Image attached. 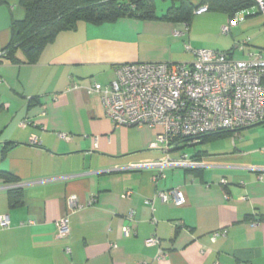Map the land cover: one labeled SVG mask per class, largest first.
I'll list each match as a JSON object with an SVG mask.
<instances>
[{
    "label": "crops",
    "instance_id": "1",
    "mask_svg": "<svg viewBox=\"0 0 264 264\" xmlns=\"http://www.w3.org/2000/svg\"><path fill=\"white\" fill-rule=\"evenodd\" d=\"M189 1L199 7L204 0ZM154 3L158 16L172 5ZM25 17L21 0H0V54L12 22ZM233 19L237 24L216 47L235 59L264 58V13L255 5L234 18L195 14L190 25L129 18L81 23L59 34L37 63L0 64V174L19 181L7 184L0 175V217L10 219L8 228L0 226V264H264V124L191 143L188 155L201 166L167 169L155 181L163 153L150 145L162 129L114 128L100 97L84 90L110 84L123 64L191 62L187 45L207 47L195 32L223 33ZM23 121L31 124L22 128ZM11 189L22 191L19 206L10 204ZM170 189H180L186 204L158 197ZM72 196L80 206L75 212ZM65 216L71 232L60 239L56 223ZM151 237L160 245L147 246Z\"/></svg>",
    "mask_w": 264,
    "mask_h": 264
},
{
    "label": "built area",
    "instance_id": "2",
    "mask_svg": "<svg viewBox=\"0 0 264 264\" xmlns=\"http://www.w3.org/2000/svg\"><path fill=\"white\" fill-rule=\"evenodd\" d=\"M256 3L264 13V0H256ZM207 11L208 7L204 6L195 14ZM237 22L233 19L223 28V33L229 34ZM186 48L193 58L191 62L123 64L117 68L116 78L110 84L96 83L93 88L84 89L89 95L100 97L106 117L114 128L148 125L162 129L150 145L151 149L163 153L157 164L155 181L164 178L167 169L201 166L186 153L172 158L171 152L179 150L182 140L192 139L191 144L202 135L236 132L264 124V58L261 53H249L240 60L228 52L194 49L189 45ZM75 87L81 89L78 85ZM30 124L23 121L21 127ZM59 137L66 141L73 139L65 133H60ZM32 144L39 145V140L33 138ZM129 196L131 193L125 197ZM158 197L175 206L186 204L180 189L159 192ZM68 205L70 212L80 208L75 196L68 199ZM0 226L3 229L10 226L8 216L0 217ZM56 226L60 239L70 235L69 216L60 219ZM131 233L130 226L124 227L126 237ZM225 235L226 231H218L212 238L217 240ZM145 243L147 246L160 245L156 237ZM66 251L71 253L70 248ZM164 257L161 251L159 259Z\"/></svg>",
    "mask_w": 264,
    "mask_h": 264
},
{
    "label": "trees",
    "instance_id": "3",
    "mask_svg": "<svg viewBox=\"0 0 264 264\" xmlns=\"http://www.w3.org/2000/svg\"><path fill=\"white\" fill-rule=\"evenodd\" d=\"M172 5L162 16L157 15L154 0H21L26 10L22 21H13L11 41L0 54V64L7 61L11 64L37 63L43 50L52 44L62 32L76 30L83 23L93 26L115 23L121 19H138L143 21H167L190 25L196 10L207 6L208 11H222L234 18L239 12L257 5L256 0H204L199 7L189 0H171ZM21 53L22 61L18 57ZM236 132L221 131L202 135L197 138L198 144L221 139ZM192 139L182 140L180 148L190 145ZM1 175V174H0ZM7 184L15 185L19 181L4 174ZM11 206L23 202L19 189L9 191Z\"/></svg>",
    "mask_w": 264,
    "mask_h": 264
},
{
    "label": "rangeland",
    "instance_id": "4",
    "mask_svg": "<svg viewBox=\"0 0 264 264\" xmlns=\"http://www.w3.org/2000/svg\"><path fill=\"white\" fill-rule=\"evenodd\" d=\"M195 34L201 36V38L203 39V42L205 44L204 46H207L206 49L217 50V51L223 50V49H219L216 46L223 44L224 40L228 37L227 34H223L222 32H220V34H218L217 31H203V32L202 31H198V32L196 31ZM196 49H198V48H196ZM239 57H240V55L236 56V58H238V59H239ZM182 146H184V145H182ZM194 150L195 149L192 146H188V147L180 148L177 151H172L171 154H172V156L178 155V154L180 155V154L185 153V152H187V154H191L194 152Z\"/></svg>",
    "mask_w": 264,
    "mask_h": 264
}]
</instances>
